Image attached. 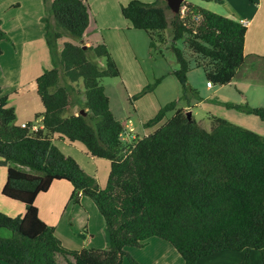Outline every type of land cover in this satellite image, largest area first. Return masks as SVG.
I'll list each match as a JSON object with an SVG mask.
<instances>
[{
	"label": "trees",
	"instance_id": "1",
	"mask_svg": "<svg viewBox=\"0 0 264 264\" xmlns=\"http://www.w3.org/2000/svg\"><path fill=\"white\" fill-rule=\"evenodd\" d=\"M44 3L41 21L52 66L33 81L44 111L17 124L15 107L0 88V166H7L2 195L26 209L16 216L0 211V262L123 264L128 258L137 264L126 249L159 238L174 247L183 264H197L200 257L222 250L244 251L239 264H249L252 251L258 250L259 264H264V136L213 114L189 119L174 100L144 123L160 124L151 133L123 140L125 125L113 114L101 82L120 75L109 47L57 44L64 34L82 39L89 25L87 1ZM183 7L169 20L168 0H130L121 6V14L132 28L147 33L153 47L167 44L170 27V48L178 63L171 73L182 86L181 98L189 101L197 95L188 84L191 69L202 68L213 85L234 78L245 59L247 26L187 0ZM7 39L0 19V55ZM177 40L185 50L174 45ZM91 53L104 64L90 58ZM79 80L84 90L74 98L73 83ZM151 89L147 85L144 92ZM77 103L82 111L75 113ZM225 105L264 121V107ZM169 111H174L171 117ZM56 135L109 161L104 186L58 147ZM55 180L71 183L72 202L78 203L80 195L93 201L109 232L108 247L69 249L39 217L35 198ZM59 256L65 263L58 262Z\"/></svg>",
	"mask_w": 264,
	"mask_h": 264
},
{
	"label": "crops",
	"instance_id": "2",
	"mask_svg": "<svg viewBox=\"0 0 264 264\" xmlns=\"http://www.w3.org/2000/svg\"><path fill=\"white\" fill-rule=\"evenodd\" d=\"M86 1L89 5V25L82 39H79L78 44L89 46L100 42L105 43L118 65L121 79L124 80L126 72H128L130 80L132 75H134L132 71L137 66V52L144 54L145 48L149 51L150 45L147 33L143 30L132 28L130 22L121 14V6L130 0ZM141 1L152 2L154 0ZM205 3L207 4L200 6L210 9L211 2ZM44 4V0H0V19L4 30L8 34V39L1 43L0 88L2 89V94L9 96V104L15 107L17 124L31 121L36 113L44 111V106L33 83L36 77L52 65L44 39L43 23L41 22V17L44 14ZM251 7V12L242 7L240 11L227 15V17L239 21L244 18L248 20L244 43L245 59L242 66L237 69L234 78L228 84L216 87L213 92L211 91L213 86L209 87L206 81L203 86L207 91H210L209 94L204 96L200 94L196 98L191 97L189 101H185L179 107L184 108L186 111L190 110L195 119H206L208 115L213 114L264 135V124L258 122L256 118H253L254 116H246L244 114L246 112L225 105L226 102H230L236 104L247 103L253 107L264 106V98L259 101L252 93L264 87L263 83H259L263 73H255V69L248 70L252 67H259L260 62H262L259 58L264 56V0H257V3L251 5ZM94 9L95 11L93 12ZM92 12L94 21L91 16ZM240 12H243V14L239 15ZM91 30L93 33L89 35ZM124 31H127L128 35L124 34ZM94 33L95 37H98L101 33V39L93 41ZM165 47L167 48V46ZM113 50H116L117 54ZM262 50L263 52L260 53ZM249 56H252L254 60L248 64V67L243 68L242 73H239V70L245 66ZM172 61L171 59L170 71H167L170 75H173L171 73L172 70L178 67L176 59L174 58V63ZM160 82L158 83L159 85L161 84ZM75 85L73 83V86ZM125 88L128 96L133 94V91L126 84ZM104 89L108 95L105 86ZM160 92L163 99L158 102L155 100V111H153L155 113L153 116L161 106L168 102L165 97L167 94L166 88H160ZM144 93H153V90H148ZM180 95L181 93L178 92L173 97V100H179ZM82 96L81 101H84V95ZM108 97L110 108L112 109L111 95H108ZM133 99L135 98L133 97ZM193 99H196V101L193 103L194 105H191ZM151 104H153L152 101ZM75 107L77 108L75 113L82 111L78 103ZM135 107L141 128L123 122L125 125L124 135H127L128 139H130L131 135L135 138L148 135L160 125L144 127V123L152 116L145 117L146 110L140 111L138 105H135ZM113 114L115 115L116 113L113 111ZM115 117L118 118L116 115ZM55 143L62 151L76 158L86 171L93 174L101 186H104L110 167L108 160L92 157L87 153L85 147L77 141L71 142L64 137L56 135ZM79 154L85 155L88 159L89 169L79 161L77 158ZM100 166H103L106 171V179L104 181H101L98 177ZM6 176L7 166H0V211L10 216L23 215L26 210L23 203L8 199L2 195ZM72 191L73 186L67 180L53 181L46 192L39 193L35 198L39 217L55 228L56 235L63 245L69 249L108 247L110 243L109 232L97 207L85 195H80L78 203L72 202L70 200ZM132 254L133 258L138 259V264H169V260L172 262L176 261L177 264H183L181 256L174 250V247L169 242L159 238L150 239L144 246L135 248ZM260 255L259 251L253 250L250 264H259ZM141 256L147 258L141 259ZM243 258L244 251L222 250L209 256L200 257L197 264H239ZM57 260L59 263H65L66 261L61 256L57 257ZM0 264L6 263L0 262Z\"/></svg>",
	"mask_w": 264,
	"mask_h": 264
},
{
	"label": "rangeland",
	"instance_id": "3",
	"mask_svg": "<svg viewBox=\"0 0 264 264\" xmlns=\"http://www.w3.org/2000/svg\"><path fill=\"white\" fill-rule=\"evenodd\" d=\"M47 1L49 3L52 2V0L51 1L47 0ZM146 1H150V0H146ZM187 1H189L195 5H198V6H200V5L204 6L207 4L201 0H187ZM222 1H223L222 3L211 2L210 3L211 8L210 9L207 8V9L212 11V12L218 13L222 16H227V15H230L231 13H235L236 11H240V9L242 7L251 12L252 11L251 5H253V4L255 5L257 3V0H222ZM176 4H177V6H176L177 9L173 10L171 7L170 10L167 12L169 20H170L172 14L174 12H176V11L183 12L184 11V7H183L184 0H180L179 3L176 2ZM94 11H95V9L93 10V12ZM93 12L91 13V16H92V20L94 21ZM242 14H243V12H240L239 15H242ZM96 15H98V13H96ZM244 19H247V18H244ZM170 31H171V29H170V27H168L165 31L166 36H169ZM124 32H125L124 34L128 35L127 31H124ZM92 33L93 32L91 30L89 32V35H92ZM100 34L98 35V37H95V33H94L93 41L95 39H98V40L101 39ZM64 42H71L74 44H78L79 39L64 34L61 38H59L57 40V44L59 45V47H61ZM167 43H168V45H166V44L165 45H159V43H158L154 47L149 45V51L145 48L144 54L137 52V62H136L137 66L132 71V72H134V75H132L130 80L128 77V72H126L124 80H122L120 76L105 77L102 79L101 82H102L103 86H105L108 95H111V99H112V104H111L112 109L111 110H113L116 113L115 115L120 120H122L123 122L131 124L134 127L141 128L140 122L138 120V116L136 115L138 113L136 112L135 105H138V108L140 111L146 110V114H145L146 116L145 117H147V118L151 117V116L153 117V114L155 113V112L153 113V111H155V106H154L155 100L158 102V101H160V99H163L162 94L160 92V88H162V87L166 88L167 94L165 95V97H166V99H168V100H166V101H168V102H166V104L171 102V101H174L175 99L173 100V97H175V95L178 92L179 93L182 92V86L180 85L177 78L174 75H170L167 73V71H170L171 59L173 60L172 63L175 62L174 61L175 55H174L172 49L170 48V36L168 37ZM174 45L176 47L182 49V50H185L184 49L185 45H184L182 40H177L174 43ZM165 46H167V48ZM113 51L115 54H117L116 50H113ZM48 52H49V49H48ZM262 52H263V50L260 53H262ZM262 57L264 58V56H262ZM49 58H50V53H49ZM90 58L99 62V65L104 64L103 59H101V60L97 59L92 53L90 54ZM263 58H259V60H262V62H260L259 67H252L251 69L249 68L248 70H252V69L254 70L255 69L254 70L255 73L256 72L257 73L258 72L263 73L262 74L263 76L261 75L262 77H261V81L259 83L264 84V59ZM253 60L254 59H252V56L247 57V62L245 64V66L239 70V73H242L243 68L248 67L249 66L248 64L250 62H252ZM50 62H51V58H50ZM241 66L242 65H240V67ZM64 81H65L64 76H62L61 77V83H64ZM206 81H207V78H206L205 73L202 70V68H198V69L194 68L188 72V84L190 85L191 88H193L197 91V95L191 96V97L196 98L200 94H201V96H204V95L210 93V91H207L206 88L203 86L204 83H206ZM159 82L161 83L160 85L158 84ZM75 84L76 85L74 86V88L76 90L74 89V92H72L74 98H75L76 91L79 90V92H81V94H82V92L84 90L82 80H79ZM125 84L128 86L129 89H131L133 91V94H130L129 96L127 95ZM147 85H150L152 87L151 90H153V93H148V94L144 93V90H145ZM218 86L219 85H213V89H211V91L213 92L214 90H216V87H218ZM263 89H264V87H261V88L257 89L256 92L255 91L252 92L253 96L256 99H258L259 101L262 98H264L263 97V91H264ZM79 95H80V93L77 94V96H79ZM134 96H137V98L133 99ZM81 97H83V96L81 95L79 97L80 102H81ZM151 101L153 102V104H151ZM195 101H196V99H193L191 102V105H194L193 103ZM184 102H185V100H183L181 98V95H180L179 100L177 101V107L176 108H178L180 105L184 104ZM257 103H260V102H257ZM258 107H264V106H258ZM76 109L77 108L74 106L72 111L75 112ZM173 113H174V111H169L167 113V117H171ZM244 114L246 116H254L253 118H256L258 120V122H260L261 124L262 123L264 124V122H262V120L257 115H254L251 113H248L249 115L247 113H244ZM252 120H255V119H252ZM130 133H131V131H130ZM132 134H134V133H132ZM135 134H136V132H135ZM262 136H264V135H262ZM133 138L134 137L131 135L129 140L131 141ZM79 157H77L79 159V161H81V163H83L85 165V167H87V169H89L90 165L87 163L88 159L85 157V155L79 154ZM98 177L101 181H104V179H106V171H105V168L103 166H100ZM135 248H139V247H129L126 250L131 256H133L132 253L135 250ZM260 254H261V252H260ZM146 258L147 257H145V256H141V259H146ZM250 258H251V255H250ZM133 259L136 262L138 261V259H136V258H133ZM124 261H123L124 264H131V262L128 260V258H125ZM137 264H138V262H137ZM169 264H177V262L176 261L172 262L171 260H169ZM249 264H250V262H249Z\"/></svg>",
	"mask_w": 264,
	"mask_h": 264
},
{
	"label": "water",
	"instance_id": "4",
	"mask_svg": "<svg viewBox=\"0 0 264 264\" xmlns=\"http://www.w3.org/2000/svg\"><path fill=\"white\" fill-rule=\"evenodd\" d=\"M179 1L180 0H169L168 2H169V4H170V6L172 7V9L174 10V9H177V4H176V2L177 3H179ZM83 47H86V45L84 44V45H82ZM186 114H187V117L190 119L191 117H192V113H191V111L190 110H188L187 112H186Z\"/></svg>",
	"mask_w": 264,
	"mask_h": 264
},
{
	"label": "built area",
	"instance_id": "5",
	"mask_svg": "<svg viewBox=\"0 0 264 264\" xmlns=\"http://www.w3.org/2000/svg\"><path fill=\"white\" fill-rule=\"evenodd\" d=\"M240 22L243 23V24H245V25L248 24V20H245V19H240ZM207 85L209 87L213 86V84L210 81H207ZM124 134H122L121 137H122L123 140H126L127 139V135H124Z\"/></svg>",
	"mask_w": 264,
	"mask_h": 264
}]
</instances>
